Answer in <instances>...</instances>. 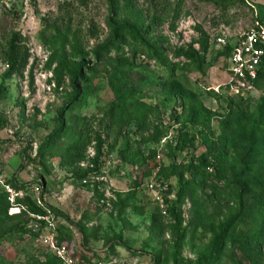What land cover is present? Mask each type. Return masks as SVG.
Returning <instances> with one entry per match:
<instances>
[{
    "label": "rangeland",
    "instance_id": "1",
    "mask_svg": "<svg viewBox=\"0 0 264 264\" xmlns=\"http://www.w3.org/2000/svg\"><path fill=\"white\" fill-rule=\"evenodd\" d=\"M257 20L264 0H0V47L20 33L31 54L23 74L0 59V264H264V133L242 127L264 103V77L245 104L218 98L232 94L217 40L234 45ZM114 24L146 29L143 44ZM199 28L202 65L179 55L199 49ZM83 125L102 155L92 162V139L87 159L66 165ZM192 157L208 159L203 178L187 171ZM80 167L94 171L81 180ZM152 181L168 186L161 200ZM242 187L243 215L214 253ZM17 223L27 232H10Z\"/></svg>",
    "mask_w": 264,
    "mask_h": 264
},
{
    "label": "trees",
    "instance_id": "2",
    "mask_svg": "<svg viewBox=\"0 0 264 264\" xmlns=\"http://www.w3.org/2000/svg\"><path fill=\"white\" fill-rule=\"evenodd\" d=\"M125 1L130 6L134 4V0H125ZM226 1H240L242 3H245V0H226ZM150 19L153 22H156L159 24V16L156 13H153L150 16ZM161 24L162 22H160V25ZM113 30L116 33L120 31L123 35V39L124 37L129 36L131 37L133 41L138 42L140 44H143L142 35L147 32L146 29L144 30L138 29L135 25H123V24H114ZM199 32H200L199 40L193 42L194 44L195 43L199 44V49L195 50L192 44L191 46H189L188 50L186 51H184L183 49L180 50L179 55H184L187 58L193 61H196L199 65H202L205 63V56L208 54L209 49H210V37L201 28H199ZM122 41L123 40H121L119 43L122 44L123 43ZM0 48H1L0 59L9 66V72L23 74L29 65L31 54L29 52V49L24 44L23 37L21 36V34L20 33H10V35L8 36L6 40L5 45ZM232 50H233V45L229 44L227 47L221 50L220 54L221 55H227L229 53L231 54ZM63 63L59 64L61 68H63V66L66 64L65 61H63ZM122 64L127 65V62L123 60ZM179 68L180 67L177 64H174L172 65V68H168L169 69L168 73H170L171 76L174 75L175 77L174 73ZM81 69H89V64L85 62L84 60L80 61V63L77 66L76 72L73 74L76 78H81L80 77ZM263 77H264V63L259 70V77L254 83L255 86L258 84V82ZM227 89L229 90V86H227ZM221 97H222V94L220 93L218 95V98L222 101H225L229 107H232L237 101H239L242 104H245L250 99V97L244 98L242 96H234V97L231 96L229 98H221ZM85 100L86 98H83V100L81 101L82 104L85 102ZM72 101L75 102L74 99ZM200 110H201L200 105L198 104L192 105V113L201 116V114L203 113V110L202 111ZM248 113H249L248 110H246V112L243 113V118H244V114H248ZM263 115H264V103L261 104L259 108H257L255 116H252L249 113V117L246 118V120L248 119L247 121L248 123L242 126L243 129H245V131L247 132L248 137L261 136L264 133ZM92 139H95L97 141V145L95 146L96 154H95V157L92 159V162L97 164L99 158L102 155L103 141H102L101 135L99 134L95 135L94 137H91L89 134V129L85 125L80 127V139L72 142L68 146V153L66 155L61 156V160L64 162V164L69 165V166H78L83 161H85L87 159L86 152H87L89 145L92 143ZM195 143H196V137L193 136L187 139L183 143L182 147H185L186 145H194ZM208 166H209L208 159L204 157H198V158L192 157L190 162L187 165V171L193 175L198 174L196 178H199V177L203 178L204 171L207 169ZM93 171H94L93 169H83L80 167L79 178L83 180L85 177L88 176V174H90ZM24 187L25 186H16V189H22ZM244 192H245L244 188L242 187L241 195H240V209L238 213L232 218L224 222L220 233L214 239V243H213L214 253L219 252L221 248L224 247L225 242L229 238L230 233L233 231V228L236 222L243 215V194ZM31 207L33 209L36 208L35 206H31ZM50 209L56 215H61V213L58 212V210L52 207H50ZM4 213H6V211H2L0 209V215ZM9 231L15 234H20V233H26L27 228L25 224L17 223ZM214 261L210 258L206 259L207 264L216 263ZM218 262H220V260H218Z\"/></svg>",
    "mask_w": 264,
    "mask_h": 264
},
{
    "label": "built area",
    "instance_id": "3",
    "mask_svg": "<svg viewBox=\"0 0 264 264\" xmlns=\"http://www.w3.org/2000/svg\"><path fill=\"white\" fill-rule=\"evenodd\" d=\"M219 47L224 49L228 46L227 40H217ZM264 63V24L258 20L252 28L241 30L237 34V42L233 45L231 53V74L229 92L232 96L244 98L255 93V81L259 77V70ZM148 189L155 198L161 200V195L167 190V185L150 182ZM38 190V188H36Z\"/></svg>",
    "mask_w": 264,
    "mask_h": 264
}]
</instances>
